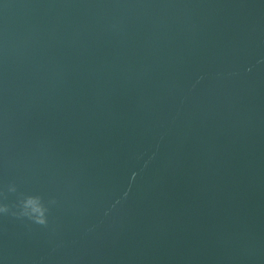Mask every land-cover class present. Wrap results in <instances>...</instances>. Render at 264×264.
<instances>
[{"label":"water","instance_id":"obj_1","mask_svg":"<svg viewBox=\"0 0 264 264\" xmlns=\"http://www.w3.org/2000/svg\"><path fill=\"white\" fill-rule=\"evenodd\" d=\"M0 264H264V0H0Z\"/></svg>","mask_w":264,"mask_h":264},{"label":"clouds","instance_id":"obj_2","mask_svg":"<svg viewBox=\"0 0 264 264\" xmlns=\"http://www.w3.org/2000/svg\"><path fill=\"white\" fill-rule=\"evenodd\" d=\"M3 210V206L2 205H0V211H2Z\"/></svg>","mask_w":264,"mask_h":264}]
</instances>
